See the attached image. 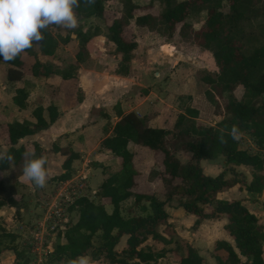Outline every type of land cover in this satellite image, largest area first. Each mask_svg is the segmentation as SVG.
<instances>
[{"label":"trees","instance_id":"1","mask_svg":"<svg viewBox=\"0 0 264 264\" xmlns=\"http://www.w3.org/2000/svg\"><path fill=\"white\" fill-rule=\"evenodd\" d=\"M161 9L151 14L149 7H153L152 0L144 4L123 0L122 11L114 10L112 16L106 21L104 10L108 0H95L91 6L80 0V6L74 9L77 18L96 16L101 19L105 27V36L113 45L112 51L120 53V60L115 73L127 74L129 59L132 50L136 47L131 21L135 24L152 26L155 18L161 24L167 35L175 30L179 23V31L186 24L185 18L190 13L203 12L202 23L198 28H191V40L202 48L211 52L216 67L214 77L203 76L208 83L205 93L216 91L220 101L213 103V112L218 115L215 123L206 124L196 119L197 109L187 106L185 111L178 112L171 128L151 126L147 123V116L137 115L133 111L122 112L116 110L115 120L111 133L100 140V145L108 149L114 157L118 158L115 170L105 171V175L98 185L97 194L99 202H94L85 195L77 196L69 205V210H75L76 220L69 222L63 232L65 241L57 243L52 251L54 259L75 260L80 255H93L101 257L107 264H166L159 261L164 256L162 248L153 249L149 245L140 246L147 237L159 236L157 225L167 224L165 204L175 200L174 205L180 206L186 213L195 216L193 225L203 218L215 217L220 212L225 213L227 222L225 228L234 241L237 252L225 240H217L213 256L219 264H264L262 258V240L264 230L260 217L249 211L239 199H218L215 192L223 186L237 183L239 187L249 192H260L263 177L260 174L262 158L259 153L248 151L238 146L237 137L233 139L228 135L231 126L237 125L240 132L251 136L252 142L259 148H264V19L261 20V40L251 48H247L244 39L247 31L243 20L261 14L264 16V0H157ZM261 2V6H258ZM226 6V10H223ZM261 7V8H259ZM78 38V45L73 52V60L63 67L55 66L50 62L56 53L59 43H67L68 36L57 41L47 28L43 30L44 40L34 43L32 48L21 53L15 60L8 61L4 76L7 81H14L23 76L24 55H32L34 45L38 46V55L48 57L40 60L38 55L33 56L28 64L32 75L46 76L56 73L63 80L71 82L74 88V99L78 102L82 98V91L77 84V68L81 61L89 58L85 47L90 35L80 28L73 29ZM182 33V32H181ZM0 60H3L0 58ZM5 62V61H4ZM236 86L242 87L241 95L232 93ZM226 93V95L223 94ZM28 91L25 86L14 89L12 101L17 107H23ZM213 99V97H212ZM47 111V118L43 110ZM96 107L89 110L96 112ZM34 121L23 119L21 121H7L4 126V142L8 145L7 152L14 157V161L0 160V171L8 168L10 163L20 164L26 151L35 149L36 157H45L46 150L57 151L64 156L61 162L63 169L56 177L63 179L71 172V161L77 157V152L67 146L52 144L45 149L34 140H27L15 146L18 138L45 128L58 116L57 107L53 102L45 106L36 101L31 109ZM223 134L226 143H221L219 137ZM142 146L151 152L162 153L155 175L158 176L160 192H143L133 190L136 185L137 169L133 164V151L127 146ZM188 153L186 160L181 161L177 151ZM223 155L224 167L216 175L211 176L201 171L199 160L214 158ZM245 164L252 170L251 179L246 182L241 171L234 165ZM103 169V168H102ZM225 171L228 172L227 176ZM178 177L179 181L173 182ZM181 180V181H180ZM12 184L4 185L0 177V206L7 204L14 207V213L22 205L21 198L15 195ZM127 197H132L133 204L146 201L141 205L144 213H134L122 216L119 204ZM111 205V209L104 207L101 199ZM146 205V206H145ZM99 231L100 242L94 245L91 236ZM125 234L124 246L119 250L114 248L119 237ZM1 236L14 240L15 234L6 231L0 226ZM182 244L184 252L173 254L178 264H205L196 249L185 242ZM12 249L13 246H0ZM223 249L219 254L216 250ZM95 254L101 255L96 256ZM238 255L244 257L240 260ZM171 264V263H169Z\"/></svg>","mask_w":264,"mask_h":264},{"label":"crops","instance_id":"2","mask_svg":"<svg viewBox=\"0 0 264 264\" xmlns=\"http://www.w3.org/2000/svg\"><path fill=\"white\" fill-rule=\"evenodd\" d=\"M131 1L138 4L148 2V0ZM129 20L134 32L136 47L132 50L133 54L131 53L129 59L128 73L124 75L115 73L114 70L120 60V53L112 51L111 41L104 34L99 37L100 40H97L96 34L92 35L96 38L93 42L94 45H90L89 58L81 61L77 68V84L82 91V98L78 102H75L74 88L71 82L61 79L58 74L51 73L41 76L23 71L21 78L7 81L4 76L7 63L0 60V151H4L8 147L4 142L3 124L7 121H21L23 119L34 121L31 109L36 101H40L43 106L53 102L57 107L58 116L45 128L18 138L14 145L17 146L24 141L34 140L45 149L54 144L67 146L77 152V157L72 159L70 164V175L58 179L56 176L63 171L61 162L64 156L57 151L46 150L47 181L43 188H38L34 183L25 182L22 179L24 159L20 164L10 163L8 168L0 171L3 184H12L16 192L15 195H18L22 201V205L16 213H14L15 209L12 206L7 204L0 206V226L6 231L13 232L16 238H19L20 235L25 236L26 230L30 235L39 234L38 237L41 239V224L44 221L45 208L53 199L60 184H68L73 188L82 190L86 187L95 192L98 190V185L103 178L102 165H106L105 163L113 157L108 149L99 145V142L111 133L112 126L117 119L116 110L120 109L122 112L131 110L137 115L145 114L149 125L158 126L153 125L152 122L163 116V108L170 100V93L167 90L168 82L174 84L175 88H182L180 91L191 93L187 88H193L190 81V79L193 80V72L201 68L205 69V61L201 57L202 48L194 43L191 46L193 48L198 47L197 53L191 54L188 49L185 50L190 41L185 39L179 28L173 31L170 36L163 32L160 25L156 29L158 26L135 24L132 18ZM139 33L147 35L145 37L147 42L141 43L139 41ZM154 33L157 36H154ZM174 35L176 36L173 37ZM157 37H160V40H155ZM104 45H107L109 49H105ZM134 52L136 53L134 54ZM38 57L42 60L45 56L38 55ZM93 59L101 63L100 66L94 65ZM152 68L154 70L151 72ZM196 79L198 77L194 76L195 81ZM155 82L157 85L150 86ZM199 83L204 84L202 81ZM18 86H25L28 91L23 107H17L12 101L14 89ZM149 105H153L156 109L153 112L147 111ZM188 106L197 109L190 104ZM92 107L97 108L96 112L89 114ZM178 112L183 111L179 110ZM43 116L47 118L46 109L43 110ZM215 121L214 119L209 123L214 124ZM27 148L31 150V145L28 144ZM217 156L219 157L199 160L201 171L204 174L214 176L223 169V155ZM247 167L249 166L245 164L234 165L237 171L244 174L246 182H249L251 177L248 169L250 167ZM98 171H101V177L96 181L95 177ZM73 178H76L79 183L73 182ZM82 194L88 195L84 191ZM90 196H94V194ZM215 197L218 199H239L249 211L260 219L264 216L262 214L264 213V203H261V193L260 196L252 195L251 192L239 187L237 183L218 189L215 192ZM107 205L110 204L105 203V206ZM169 206L168 209L164 206L167 213V224H159L160 227H157L159 236L156 238L147 237L141 245H149L153 249L162 248L163 253L174 254L175 252L178 253L180 246H183V241V243L185 242L196 249L205 264H219L213 256L217 240H225L237 252L234 241L225 228L227 222L225 213L220 212L215 217L203 218L198 224L193 225L194 215L186 213L174 203L169 204ZM32 221L34 224L31 227ZM37 222L40 224L36 225ZM262 228L264 230V219L262 220ZM36 230H38V234H36ZM216 252L223 254L224 250L219 249ZM162 257L158 258L159 261ZM238 257L240 260L244 259L242 255H238ZM13 258L12 249L3 248L0 251V264H13ZM262 258L264 262V239L262 240ZM170 262L171 264H178L175 260ZM90 264L96 263L90 261Z\"/></svg>","mask_w":264,"mask_h":264},{"label":"rangeland","instance_id":"3","mask_svg":"<svg viewBox=\"0 0 264 264\" xmlns=\"http://www.w3.org/2000/svg\"><path fill=\"white\" fill-rule=\"evenodd\" d=\"M105 5L106 9L104 10V16L106 21H108L109 17L112 16V12L114 10H121L122 11V5H123V0H108ZM152 5L153 7H149L148 11L151 12V14L155 15L160 9H161V4L157 0H152ZM258 6H261V2ZM261 8V7H259ZM223 10H226V6H223ZM204 13L201 11L199 13H190L187 15L185 18L186 24L183 26V29L180 31L182 32V35L187 39L188 45L185 47V50L188 49L189 53L194 54L197 53V48H193V45L195 42L191 40L192 33H191V28H198L199 25L202 23ZM78 19V27L81 30L85 31L86 34L90 35V38L88 41L85 43V47L88 49V56L90 55V45H94V40L96 36H92L96 34L98 36L97 40H100L99 37H101L105 31V27L103 25V22L99 17L96 16H90V17H82V18H77ZM154 22L152 23V26L156 27L158 29L161 24L158 23V18H155ZM264 19V16H261V14H257L256 16H251V18H246L243 20V26L245 30L247 31L244 43L247 48H251L255 44H258L261 40V20ZM160 25V26H159ZM179 27V23H176L175 25V30L176 31ZM162 28V27H161ZM49 31L52 32V34L55 36L57 41L60 42V39L63 36H68V41L67 43H59V46L56 49L55 56L53 58H50V62H52L55 66L63 67L66 63L69 61H72L74 56L73 52L76 50L77 45H78V38L75 36L73 29H66L62 26H57V25H50L48 27ZM163 32L165 33L164 29H162ZM147 35L144 33H139V41L141 43H145ZM154 36H157L154 33ZM171 36V35H170ZM169 36V37H170ZM174 35L173 37H175ZM155 40H160V37L156 38ZM196 44V43H195ZM105 49H109L107 45H104ZM202 48V47H201ZM138 50V49H137ZM202 59L205 61V69L201 68L198 69L196 72H193L192 79H190L192 87L187 90H190L191 93L185 92V91H180L182 88H175L176 86L174 84H171L168 82L167 90L170 93V100L167 102V105L164 106L163 108V116L157 119V121L152 122L153 125H158V126H163L165 128H171L172 127V122L177 114V112L180 110L185 111V108L190 104L194 107L197 108L198 114L196 119L200 122L210 124L209 122L213 121L214 119H218V115H216L213 112V103L215 101H220L219 95L216 93V91L208 92V95L205 93V90L208 89V83L204 81L203 76H210L214 77L216 67L215 64L213 63V58L211 56V52L209 49L202 48ZM38 46L35 44L33 52L31 53L32 55H24V70L27 71L28 69V64L32 60V57L35 55L37 56L38 53ZM136 52H134L135 54ZM133 54V53H132ZM92 57V56H90ZM31 60H30V59ZM115 58V56H114ZM48 57H44L42 60L44 61H49L47 60ZM41 60V59H40ZM95 64L100 66L101 63H98L95 59H93ZM3 61V60H2ZM114 61V59H113ZM142 63H144L142 61ZM211 68V69H209ZM154 70V68L151 69V72ZM153 75V74H152ZM151 75V76H152ZM194 76L198 77L196 81L194 80ZM199 81H202L204 84L202 85L199 83ZM51 84V83H48ZM157 85L155 84H150V86ZM149 86V87H150ZM205 87V88H204ZM232 93L235 96H240L242 93V87L241 86H236L233 88ZM224 95H226L225 92H223ZM53 96V94H51ZM213 97V99H212ZM147 111H154L156 108L153 105H149L147 107ZM177 110V111H176ZM213 125V123H212ZM238 140V146L241 148H244L248 151H253L257 152L262 156V171L260 170V174H262L263 177V184H264V149H261L257 146H255L252 142V138L249 134L240 132V135L237 136ZM100 145V144H99ZM128 148L133 151V163L137 168V174L136 175V185L133 187V190H139L143 192H151V191H157L160 192L162 189H159L157 181L158 176L155 175V171L158 168V164L160 162L162 153L160 151H155L151 152L145 147L142 146H136L132 145L131 142H128L127 144ZM100 148V147H99ZM98 148V149H99ZM177 156L181 161L186 160L188 157V153L185 151H177ZM219 157V156H216ZM223 158V157H222ZM118 158L117 157H112V159L108 160L106 165H102V175H105V171L109 170H115L118 164ZM105 162V159H104ZM224 167V163H223ZM249 168V167H247ZM144 170V171H142ZM248 172L250 174V177L252 175V170L251 168L248 169ZM225 174L227 176L228 172L225 171ZM70 175V174H69ZM101 177V171L96 173V181H98ZM231 177V176H230ZM73 182L79 183V181L76 178L72 179ZM179 181L178 177H175L173 182ZM181 181V180H180ZM78 185V184H77ZM87 192L89 197L91 194H94V196H90L91 200L94 202H99L100 198L97 194V191H91L89 187H86V189H77V193H82V192ZM261 192H251L252 195H257L260 196ZM156 195L161 196V192L159 194L156 193ZM176 200V199H175ZM175 200H172L170 204H173ZM102 203H104V207L107 210L111 209V205L105 206L106 199L102 198L101 199ZM261 203H264V195L261 194ZM146 204V201H141L137 204H133L132 197L125 198L122 202H120L119 207L122 216H128L134 213H144L146 210L148 211L149 208L146 206V209L143 211L141 209V205ZM166 209H168L169 204H165ZM264 214V213H262ZM76 212L75 210H70L69 212L67 211L65 214L64 219L57 220L56 223H61L62 227L61 228H56L55 229H47L43 231V235L46 236V238H49L51 242L48 244L50 251L43 252V248H40L37 250L36 246L39 244H36L35 242H38V239H36L33 235H30V233L26 232L25 230V236L20 235L19 238H14V240H9L8 237L1 236L0 240V246H13L15 247V250L17 251L16 255L13 253L14 258H13V264H68V261L65 259H54L52 251L55 248V245L57 243H62L65 241V238L63 236L64 229L66 227V224L69 222H74L76 219ZM264 217V216H263ZM261 217V224L262 220L264 219ZM27 224V223H26ZM34 221L31 222V227L33 226ZM40 223L37 222L36 225H39ZM159 228L160 225H157ZM55 230V232L52 233V231ZM125 235H122L119 237L118 241L114 245V248L116 250H119L121 247L124 246L125 243ZM91 241L94 245H97L100 242V236H99V231H96L92 236H91ZM44 243H47L45 240H43ZM143 242V241H142ZM142 242L140 243V246H145L141 245ZM145 242V241H144ZM181 245V243H180ZM176 246L178 244L176 243ZM185 250L184 246H180L178 248V253L181 254ZM173 254V253H172ZM172 254H166L164 253V256L160 259V262L169 264L171 263L170 261L175 260L174 256ZM96 256H101L98 254H95ZM90 258V261H94L96 264H107L106 261H104L103 258L98 257V259L93 258V255H84ZM79 257V256H78ZM77 257V258H78ZM176 261V260H175ZM178 263V262H177Z\"/></svg>","mask_w":264,"mask_h":264},{"label":"clouds","instance_id":"4","mask_svg":"<svg viewBox=\"0 0 264 264\" xmlns=\"http://www.w3.org/2000/svg\"><path fill=\"white\" fill-rule=\"evenodd\" d=\"M84 3L91 6L95 0H84ZM79 6L80 0H0V58L5 62L15 60L34 43L43 41V30L50 25L77 28L74 9ZM228 135L235 139L240 135V128L232 125ZM219 140L226 143L223 134ZM0 160L14 161V157L4 150L0 151ZM46 163L45 157H36L34 148L26 151L22 179L43 188L47 181ZM68 264H90V258L80 256Z\"/></svg>","mask_w":264,"mask_h":264},{"label":"built area","instance_id":"5","mask_svg":"<svg viewBox=\"0 0 264 264\" xmlns=\"http://www.w3.org/2000/svg\"><path fill=\"white\" fill-rule=\"evenodd\" d=\"M79 186H81V184H79ZM79 195L85 194L77 193V189L73 188L71 185H59V188L56 190L53 199L45 208V217L41 224V239L38 237V230H36V234L38 235L32 234L36 239H38V242H35L36 244H39L36 246L37 250L43 248V252L50 251L48 244L51 242V240L43 235L44 229L47 230L52 228L56 230L58 227L61 228L62 224L56 223V221L65 218L66 212H69V205ZM55 230H53L52 233L55 232ZM43 240H45L47 243H44Z\"/></svg>","mask_w":264,"mask_h":264},{"label":"water","instance_id":"6","mask_svg":"<svg viewBox=\"0 0 264 264\" xmlns=\"http://www.w3.org/2000/svg\"><path fill=\"white\" fill-rule=\"evenodd\" d=\"M261 194L264 195V187L261 190Z\"/></svg>","mask_w":264,"mask_h":264}]
</instances>
